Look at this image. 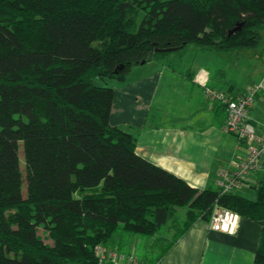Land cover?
I'll use <instances>...</instances> for the list:
<instances>
[{
	"label": "trees",
	"instance_id": "obj_1",
	"mask_svg": "<svg viewBox=\"0 0 264 264\" xmlns=\"http://www.w3.org/2000/svg\"><path fill=\"white\" fill-rule=\"evenodd\" d=\"M263 31L264 0H0V264H101L98 245L122 249L116 231L151 237L143 264L161 262L215 206L261 224L264 264V167L253 198L190 185L137 152L110 122L114 87L95 81L125 79L150 51L177 70L191 47L245 50Z\"/></svg>",
	"mask_w": 264,
	"mask_h": 264
},
{
	"label": "crops",
	"instance_id": "obj_2",
	"mask_svg": "<svg viewBox=\"0 0 264 264\" xmlns=\"http://www.w3.org/2000/svg\"><path fill=\"white\" fill-rule=\"evenodd\" d=\"M262 49L264 52V45ZM217 58L229 57L198 52L187 70L184 59L177 70L167 69L155 60L147 61L134 66L125 79L114 78L112 85L110 122L136 135V150L141 156L199 188L220 187L222 171L235 169L247 152L245 143L221 125L218 103L206 98L205 85L236 93L262 83L250 116L258 131L264 132V73L240 90L225 72L211 66ZM186 72H192V76H186ZM259 174V170H253L247 182L230 191L253 198L251 183ZM261 229L260 223L242 215L233 234L214 230L207 220L199 219L160 264H260L255 254Z\"/></svg>",
	"mask_w": 264,
	"mask_h": 264
},
{
	"label": "built area",
	"instance_id": "obj_3",
	"mask_svg": "<svg viewBox=\"0 0 264 264\" xmlns=\"http://www.w3.org/2000/svg\"><path fill=\"white\" fill-rule=\"evenodd\" d=\"M262 86V83L253 84L237 95L228 90L205 86V96L211 101L223 104L225 108L224 129L240 137L246 145L247 152L239 165L233 170L222 171L219 183L223 191L238 188L248 181L253 170L264 167V132L258 131L250 116V107ZM240 219L239 212L227 207L215 206L208 223L214 230L233 234L239 226ZM96 251L101 264H143L142 259L134 251L126 252L116 246L98 245Z\"/></svg>",
	"mask_w": 264,
	"mask_h": 264
},
{
	"label": "rangeland",
	"instance_id": "obj_4",
	"mask_svg": "<svg viewBox=\"0 0 264 264\" xmlns=\"http://www.w3.org/2000/svg\"><path fill=\"white\" fill-rule=\"evenodd\" d=\"M264 45V31H263V38L261 42L254 47L245 49L243 56L241 54L235 53H222L225 57L229 58H217L216 62L211 64L213 67H217V72L219 69H223V73L225 72V76L227 78H232L238 88L241 90L242 88L246 87L247 85L251 84L255 80L259 79L261 75L264 73V52L263 47ZM192 51H188L185 55L183 60V64L188 69V67L192 66L193 61L196 60L195 48L191 47ZM247 53V55L245 54ZM246 55V56H244ZM227 59V60H225ZM178 67V66H177ZM189 67V68H190ZM99 84H109L113 85L116 80L114 78H108L107 82L100 78H96L95 80ZM238 137V136H237ZM239 141L242 139L238 137ZM20 160H21V169L25 177V164H24V156H23V148L22 144L20 145ZM23 192L26 194V181L24 178L23 182ZM38 233L42 236H46L43 232V229L40 228ZM130 234L126 235L116 231L111 239L110 243H119L123 250H132L134 251L140 259H143L145 256L151 257V254L154 256L158 250L153 249L154 251H150V242L151 237L143 236L136 234L134 237L129 236ZM46 241L50 242V239H46Z\"/></svg>",
	"mask_w": 264,
	"mask_h": 264
},
{
	"label": "water",
	"instance_id": "obj_5",
	"mask_svg": "<svg viewBox=\"0 0 264 264\" xmlns=\"http://www.w3.org/2000/svg\"><path fill=\"white\" fill-rule=\"evenodd\" d=\"M241 26H242V22L239 23L238 25H236L234 28L230 29L229 33H232V32H234L236 30H239L241 28ZM173 48H175V47H172V48L169 47V48H166V49L170 50V49H173ZM155 49L156 50H159L161 48L156 47ZM152 55H153V51H150L149 54H148V56H147V59L146 60H143L142 61V64L145 63L146 61H151L152 60Z\"/></svg>",
	"mask_w": 264,
	"mask_h": 264
}]
</instances>
